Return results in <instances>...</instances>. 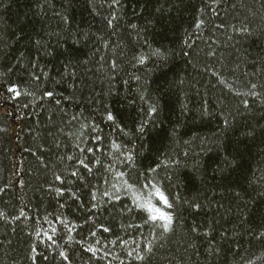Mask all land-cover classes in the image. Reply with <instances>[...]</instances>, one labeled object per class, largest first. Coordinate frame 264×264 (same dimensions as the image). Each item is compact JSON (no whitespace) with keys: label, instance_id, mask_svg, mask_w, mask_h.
I'll return each mask as SVG.
<instances>
[{"label":"trees","instance_id":"16d2710c","mask_svg":"<svg viewBox=\"0 0 264 264\" xmlns=\"http://www.w3.org/2000/svg\"><path fill=\"white\" fill-rule=\"evenodd\" d=\"M0 264H264V0H0Z\"/></svg>","mask_w":264,"mask_h":264},{"label":"snow or ice","instance_id":"6c2138e0","mask_svg":"<svg viewBox=\"0 0 264 264\" xmlns=\"http://www.w3.org/2000/svg\"><path fill=\"white\" fill-rule=\"evenodd\" d=\"M161 199H163V198H161ZM164 203L167 204V201L165 200ZM157 218L165 219V220H167L168 222H170V218H169V217H165V216L163 215V213H160V216H159V217H153V219H157Z\"/></svg>","mask_w":264,"mask_h":264}]
</instances>
